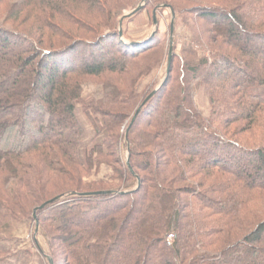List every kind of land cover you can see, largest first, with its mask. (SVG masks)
<instances>
[{
	"label": "trees",
	"instance_id": "obj_1",
	"mask_svg": "<svg viewBox=\"0 0 264 264\" xmlns=\"http://www.w3.org/2000/svg\"><path fill=\"white\" fill-rule=\"evenodd\" d=\"M169 10L195 25L148 99ZM145 12L149 35L129 36ZM262 86L264 0H0V261L264 264Z\"/></svg>",
	"mask_w": 264,
	"mask_h": 264
},
{
	"label": "rangeland",
	"instance_id": "obj_2",
	"mask_svg": "<svg viewBox=\"0 0 264 264\" xmlns=\"http://www.w3.org/2000/svg\"><path fill=\"white\" fill-rule=\"evenodd\" d=\"M123 13L125 15H127V14H130V11H125ZM160 17H161L160 18L161 19L160 31H161V34L164 35L165 33H168V30H169V25L171 23V18H172L171 11L170 10L166 11L165 13L161 14ZM180 22H181L180 25L176 26V29H175L174 41H175V36H176V39H178L179 42H182V43L183 42H189V40L191 39L190 38V35H191L190 29L195 25V22L193 21V19L188 20L187 23H184L182 21H180ZM124 27H126L127 34L129 36L131 35L132 37H135L137 39H139L141 37L142 38L147 37L150 33L149 16L146 12L143 14H140L139 16H136L133 19L129 20L126 23V25H124ZM167 67L168 66L163 65L158 70H156L151 76H149L148 78H145L139 86V91L140 92L146 91V88L149 86L151 87V85L154 83L158 84L157 88L155 89V90H157L164 81ZM197 91H198L197 94H198L199 106H200L203 114L206 117H209L210 111H211V106H210L209 100L206 97L203 89H200L199 87H197ZM253 91L256 94H264V86L257 87ZM101 95H102V91L100 89L95 88V86L91 82L84 86V97H85V99H88L89 97L99 98V97H101ZM80 109L82 110V108H80ZM84 125L86 126V122L84 123ZM33 231H34L33 224L24 222L19 226V232L16 235L19 236L20 238H22V240H26V239L31 240V236L33 235ZM9 246L16 247V249L21 250L19 243L17 241H13L11 245L6 244L7 249L9 248ZM21 252H24V251H20L19 253H21ZM17 255H18V253H17ZM8 262H12L14 264L17 262V258L13 256L10 259H4L3 261H0V264H7Z\"/></svg>",
	"mask_w": 264,
	"mask_h": 264
},
{
	"label": "water",
	"instance_id": "obj_3",
	"mask_svg": "<svg viewBox=\"0 0 264 264\" xmlns=\"http://www.w3.org/2000/svg\"><path fill=\"white\" fill-rule=\"evenodd\" d=\"M145 1H146V0H145ZM162 7H164V8H168V6H159L158 8L155 9V11H154V23H155V25L158 24L157 13H158L159 9L162 8ZM142 9H143V6L140 5L135 11H133V12L130 13V14H127V15L121 20V23H120V34H121V35L123 34V32H122V25H123V21H124V19L135 16V15H136L137 13H139ZM172 14H173V12H172ZM175 19H176V18H175V15L173 14L172 23H171V38H170L171 49H170V56H169V63H168V71L170 70L171 62H172L173 43H174V34H175V22H176ZM156 93H157V90H155V91L153 92V94H152L148 99H150V98H151L153 95H155ZM140 111H141V108L137 111L136 115L134 116V119H133V121H132V125H133V123L135 122V120H136L137 116L139 115ZM128 164H129V162H128ZM129 166H130V165H129ZM101 194H106V193H105V192H102ZM59 199H60V197L55 198V199H53L52 201H50V202L44 204L43 206H41V207L35 209V211H34V217H35V219L37 220V212H38L40 209L45 208L47 204H49V203H54V202L58 201ZM50 264H54V262H53L52 260H50Z\"/></svg>",
	"mask_w": 264,
	"mask_h": 264
},
{
	"label": "crops",
	"instance_id": "obj_4",
	"mask_svg": "<svg viewBox=\"0 0 264 264\" xmlns=\"http://www.w3.org/2000/svg\"><path fill=\"white\" fill-rule=\"evenodd\" d=\"M14 257L17 258V262L14 264H46L43 257L35 250H32L30 252H26V251L21 252ZM7 264H13V263L8 262Z\"/></svg>",
	"mask_w": 264,
	"mask_h": 264
},
{
	"label": "built area",
	"instance_id": "obj_5",
	"mask_svg": "<svg viewBox=\"0 0 264 264\" xmlns=\"http://www.w3.org/2000/svg\"><path fill=\"white\" fill-rule=\"evenodd\" d=\"M173 236H171V238H172Z\"/></svg>",
	"mask_w": 264,
	"mask_h": 264
}]
</instances>
